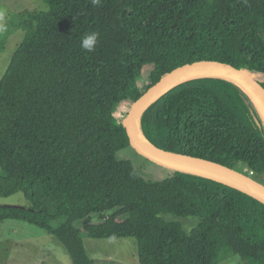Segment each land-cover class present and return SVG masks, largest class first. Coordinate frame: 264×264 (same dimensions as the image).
Listing matches in <instances>:
<instances>
[{"label": "trees", "instance_id": "obj_1", "mask_svg": "<svg viewBox=\"0 0 264 264\" xmlns=\"http://www.w3.org/2000/svg\"><path fill=\"white\" fill-rule=\"evenodd\" d=\"M42 2L23 13V39L0 81V195L22 191L30 206L0 205V222L46 230L72 264H95L82 232L134 237L139 264H218L234 256L264 264L262 202L166 167V177H150L117 157L131 146L122 120L102 112L104 104H131L164 74L200 59L229 62L264 81V0ZM90 32L99 40L85 52L80 40ZM139 128L159 147L221 161L264 184V116L232 80L178 85L144 109ZM92 215L99 222L85 223ZM167 215L197 223L188 231Z\"/></svg>", "mask_w": 264, "mask_h": 264}, {"label": "rangeland", "instance_id": "obj_2", "mask_svg": "<svg viewBox=\"0 0 264 264\" xmlns=\"http://www.w3.org/2000/svg\"><path fill=\"white\" fill-rule=\"evenodd\" d=\"M42 4V0H0V81L13 52L23 39L24 32L19 28L23 13L40 9ZM152 69L151 65L145 66V83ZM129 106V101L104 104L102 112L123 121ZM133 150L128 147L120 151L117 157L131 159L134 166L146 169L144 171L152 178L162 179L167 176L165 167L137 157ZM182 181L187 182L188 178L184 177ZM0 205L28 207L30 201L19 191L6 197L0 195ZM167 219L179 221L188 231L197 223L196 219L190 217L167 215ZM97 222L98 215L85 220V223ZM82 233L86 253L95 264H139L137 241L134 237L91 238L87 232ZM0 264H72V261L65 247L46 230L21 220L7 219L0 222ZM218 264H241V260L234 256Z\"/></svg>", "mask_w": 264, "mask_h": 264}, {"label": "water", "instance_id": "obj_3", "mask_svg": "<svg viewBox=\"0 0 264 264\" xmlns=\"http://www.w3.org/2000/svg\"><path fill=\"white\" fill-rule=\"evenodd\" d=\"M208 76L224 77L237 83L253 97L264 116V81L261 76L225 61L195 60L164 74L132 101L122 121L129 145L139 155L163 167L219 181L264 204V184L253 176L215 159L159 147L139 128L141 114L148 105L184 82Z\"/></svg>", "mask_w": 264, "mask_h": 264}, {"label": "clouds", "instance_id": "obj_4", "mask_svg": "<svg viewBox=\"0 0 264 264\" xmlns=\"http://www.w3.org/2000/svg\"><path fill=\"white\" fill-rule=\"evenodd\" d=\"M93 6L100 5L102 0H91ZM99 33L98 32H90L83 35L80 40V47L85 52H94L96 50V46L99 40Z\"/></svg>", "mask_w": 264, "mask_h": 264}]
</instances>
